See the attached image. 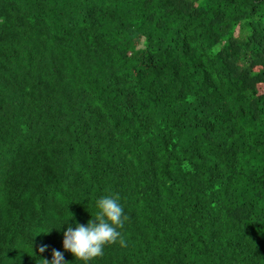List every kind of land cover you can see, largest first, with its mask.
Instances as JSON below:
<instances>
[{
  "label": "trees",
  "instance_id": "16d2710c",
  "mask_svg": "<svg viewBox=\"0 0 264 264\" xmlns=\"http://www.w3.org/2000/svg\"><path fill=\"white\" fill-rule=\"evenodd\" d=\"M117 193L126 246L76 259ZM53 248L264 264V0H0V264Z\"/></svg>",
  "mask_w": 264,
  "mask_h": 264
},
{
  "label": "clouds",
  "instance_id": "9594fccd",
  "mask_svg": "<svg viewBox=\"0 0 264 264\" xmlns=\"http://www.w3.org/2000/svg\"><path fill=\"white\" fill-rule=\"evenodd\" d=\"M119 199L118 193L114 196L99 198L96 201L98 211L94 219H89L86 225L77 223L75 229L72 226H68L63 234V248L66 251H70L76 259L89 261L94 257L102 255V247L108 243L116 242L118 238L120 244L126 246L123 237L116 230L117 227H122L123 222L128 219L126 215L122 218L123 209L119 204ZM48 248L49 245L41 244L39 252L43 253ZM51 255V261L46 258L40 259L42 264H69L64 259L62 251L53 248Z\"/></svg>",
  "mask_w": 264,
  "mask_h": 264
}]
</instances>
